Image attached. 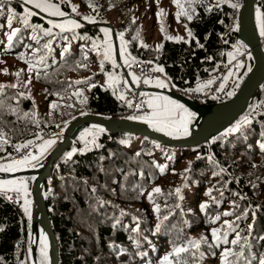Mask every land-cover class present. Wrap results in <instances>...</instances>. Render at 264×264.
Here are the masks:
<instances>
[{
    "label": "trees",
    "instance_id": "1",
    "mask_svg": "<svg viewBox=\"0 0 264 264\" xmlns=\"http://www.w3.org/2000/svg\"><path fill=\"white\" fill-rule=\"evenodd\" d=\"M49 2L78 18L100 12V6L111 2L113 11L121 14L125 35L111 29L128 58L161 67L182 89L216 74L232 44L245 47L233 30L243 0L173 1L177 12L169 18L186 22L193 39L185 43L159 38L153 47L144 44L141 18L146 10L150 15L155 12V0ZM144 3L150 4L141 17L136 16ZM30 8L5 0L0 15V63L5 76L0 83L4 86L0 133L11 143L0 150V162L18 141L56 128L48 118L52 120L50 104L58 97L80 98L91 115L117 118L129 110L119 97L118 83L115 87L108 83L109 75L119 76L118 65L98 56L104 25L82 22L78 28L61 30L35 11L25 24V9ZM263 8L264 0H257L255 10ZM159 14L158 20L165 24L168 13ZM13 30H18L17 35L9 44ZM259 38L264 50V34ZM93 47L98 64L90 73V56L85 53ZM7 59L21 61L24 69L32 66L36 83L48 94L44 106L34 93L20 89L18 77L4 66ZM249 62L252 67L251 58ZM84 74L88 75L78 78ZM246 77L232 84L228 93L234 96ZM229 99L227 95L225 100ZM246 118L238 131L196 147L173 148L146 137L107 131L83 141L75 139L54 162L41 188L56 237L58 264H164L165 257L167 264H260L264 260V82L225 130ZM27 182L30 190L34 181ZM202 204L207 205L203 210ZM132 206L137 210L129 212ZM26 223L25 212L0 196V264H27L22 249ZM213 230L219 240L213 238ZM176 249L185 251L177 254ZM231 253H239L240 258Z\"/></svg>",
    "mask_w": 264,
    "mask_h": 264
},
{
    "label": "rangeland",
    "instance_id": "2",
    "mask_svg": "<svg viewBox=\"0 0 264 264\" xmlns=\"http://www.w3.org/2000/svg\"><path fill=\"white\" fill-rule=\"evenodd\" d=\"M16 1H19L22 4H24L22 2V0H16ZM70 1L77 2V0H70ZM84 1L86 2V0H84ZM173 1L174 0H155V2H153V3H156L157 8H156L155 12H152L151 15L149 14V11L146 10V8L148 7V5L150 3L149 4L144 3L143 8L138 13H137V9H136V16H138V17H141V14L146 10L145 16L143 18H141V24L143 27L144 42H145L144 44H147V47H153L152 45H157V43L162 38H164V40L168 39V40H174V41L185 42V43H189L193 39V35L190 32V30L188 29L186 22L184 23L183 21H177V19L173 20V18H169V16H172V14L174 17L176 15V12H177L174 8ZM176 3H181V2H180V0H176ZM158 8H159V10H158ZM99 10H100V12H94V14H92L91 16H86V17L91 18V22H89L88 19H85L86 17L78 18V17H75V16L70 15V14H65L64 11H62L64 13L63 17L50 16L47 13L41 12L39 9H35L33 7L30 8L29 11H31V12L35 11V12L42 13V15H45L48 19H50V21L53 24H56V25H58V24H65L66 25L68 21H74L79 25L82 24V22L89 23V24L101 23V25H104L103 26L104 28H102V33L105 37V40L102 44H100V43L97 44L98 45V51H99L98 56L100 58H104V59L109 60L113 64V66L117 67L118 62H117L116 46H115V42H114V39L112 36V29L114 28L116 30V32H118V34H120V35H125L124 34L125 28L121 25V23L123 22V19L121 18L120 12L115 13L113 11L111 2H108L107 7L105 6V4H103L102 6L99 7ZM159 12H161V13L167 12L168 13V18H166L165 24L158 20V13ZM259 17L261 19H259ZM105 20L107 22H109V24ZM100 21H102V22H100ZM255 24H256L257 31H258L259 35L262 36L264 34V30H263L264 14L259 12L258 9H256V12H255ZM120 26L122 27V30H118V28H120ZM66 29H70V26L67 27ZM162 29H163V31H162ZM162 32H163V34H162ZM189 32L191 33V36H189ZM106 33H107V35H106ZM115 39H116V42L118 45V56L122 62H125L128 60V56H127L125 46L123 45V42L121 41V39L119 38L118 35H117V38L115 37ZM155 47H157V46H155ZM26 51H28V50H26ZM106 53H107V56L105 55ZM237 53H240L242 55H247L249 53V51H248L246 46L243 47L238 43H234V44H232V47L229 50V56L233 59L235 54H237ZM85 54L87 56H90V61H89V65H90V69H91L90 73H93L94 71L97 70V64H98L96 56L94 55L95 54L94 47L88 48V50ZM4 66H9L11 68L10 69V75L18 77L20 89H26L27 91L34 93L38 97L40 102H42L43 106L46 104V99H47L48 94L46 92H43V90L39 86V84L36 83V79H35L34 74H32L29 69H24L21 61H18L17 59H15V60L7 59V64H5ZM236 66L239 68V72L236 75V82L239 84L242 82V79L244 78V76L248 75L250 73L252 67L250 66V62H248V64L246 65V68L244 70H242V64L239 63V61L236 62ZM2 67H3V64L0 63V83H3V81L5 80V76H3L2 71H1ZM17 73H19V75H16ZM87 75L88 74H84L78 78L83 79ZM70 77H73V75H70ZM74 77H76V76H74ZM212 77H213V75H211L209 77V79H211ZM119 80H120V78H119L118 74L108 76V83L110 84V86L113 85L115 87V85L118 83ZM165 88L172 90V88H170L169 86H165ZM231 93H232L231 97H233V92H231ZM152 95L153 96H159V97H162L164 99H169L173 102V104L179 105V103H180L178 100H176L172 97H169L167 95H159V94H154V93ZM181 95L184 97H187V95H184V94H181ZM67 98H69V97H67ZM188 98H190V97L188 96ZM224 101H226V100H224ZM50 108H51V114L49 115V117L52 118V120L48 118V122L55 124L56 127H62V128H64V130L66 129L69 122L71 123L74 119H76L78 117H83L85 115H89V113L85 111V107H84L82 101L80 100V98H77L76 96L75 97L73 96L70 99H66V100H63L62 98L58 97L55 102L50 104ZM147 117H149V116L139 117L137 119V121H139L140 123H142L144 125H147V124L148 125H154L155 121H149L146 119ZM181 117H183V119H184L183 112H180L179 110H177V120H179ZM199 119H200L199 117L193 116V125H192L191 121L190 122L188 120L185 121L186 122V128H187L186 134L184 133L183 129H181L179 131L173 130V134H175L177 137L187 136L190 133V131L193 128H195L196 125H198ZM188 124H189V127L187 126ZM236 125L237 124H235V126ZM95 132H97V129L81 131L77 135V137H79V139H81V140H85V139L89 138L91 134H94ZM227 132H228V130L223 132L224 138L226 137ZM52 139L53 138H51V140ZM213 139L217 140L216 138H213ZM9 140H10V138L5 137L4 134L0 133V150L3 149L6 145L11 144L9 142ZM59 140L60 139L58 138V140L56 142H58ZM17 143H19L18 145H16V146H19V148H18L19 150L14 152V157L22 159L24 157V155L29 152V150H27V146L23 143H20V141H18ZM194 147H196V146H194ZM186 160L187 159H184L182 161L179 168L182 167L183 162H185ZM7 161H8V159L3 160V163L0 166H4L7 163ZM12 161H13V159H12ZM18 170H19V168H18ZM0 173H5V171H0ZM28 179H31V181H35V177L21 176L18 178H11L10 181L15 182V183H12L13 191L21 192V190L19 189L20 181H23L24 185H26ZM7 181H9V180L0 179V184H4L3 182H7ZM26 189H27V187H26ZM24 193H26L28 195V200H30L32 198L31 189L27 192L24 191ZM26 207H27L26 205H23V204L21 205V209L23 210V212H25ZM136 210H137V207L132 206L131 209H129L128 211L134 212ZM40 245L41 246L37 250V256H38V258H40L41 264H47L49 262L48 258H50V253L49 254L47 253V251L44 249V247L42 246L41 243H40ZM23 250L26 251L27 250L26 247H24ZM33 258H35V256H33ZM37 259H36V261H37ZM36 261H35V263H36Z\"/></svg>",
    "mask_w": 264,
    "mask_h": 264
},
{
    "label": "water",
    "instance_id": "3",
    "mask_svg": "<svg viewBox=\"0 0 264 264\" xmlns=\"http://www.w3.org/2000/svg\"><path fill=\"white\" fill-rule=\"evenodd\" d=\"M257 0H243L241 9L238 14V40L241 41L251 51L253 66L247 78L243 82L239 91L228 101L221 104L196 105L186 99L184 102L200 117L197 128L191 132L188 137L174 139L164 134L146 128L140 122L123 121L119 118L102 117L98 115H85L74 119L67 127L64 137L59 145L51 151L47 159L33 169L13 173L7 178H18L20 176H34L36 181L33 185V199L36 208L33 215L34 221V250L39 242L40 233L46 237L50 246L49 264H58V248L56 237L49 224L44 200L41 193V186L50 175V170L54 162L67 150L71 142L76 138L81 130L94 128L98 126L109 133H130L146 137L156 141L164 146L173 148H186L201 145L204 142L216 137L223 136L224 129L231 125L247 108L250 100L256 90L264 82V50L258 36L255 24V4ZM112 36L116 46L118 57V45L115 35ZM221 122V127L215 128L216 124ZM117 123L118 126L114 124ZM39 210V211H37Z\"/></svg>",
    "mask_w": 264,
    "mask_h": 264
},
{
    "label": "snow or ice",
    "instance_id": "4",
    "mask_svg": "<svg viewBox=\"0 0 264 264\" xmlns=\"http://www.w3.org/2000/svg\"><path fill=\"white\" fill-rule=\"evenodd\" d=\"M4 2H5V0H0V15L3 14V3ZM22 2L25 5L31 4L33 8L39 9L41 12H45L50 16H59V17L64 16V13L62 11H60L59 8L55 4L50 3L49 0H22ZM175 2H176V0H174V3ZM232 6L238 7V5H235V4ZM177 7H180V5L177 4ZM8 12L12 13L14 15L13 10L11 8L8 9ZM31 15H33V13L31 11H29L28 9H25V19H24L25 24L27 23V16H31ZM158 15H160V14L158 13ZM85 19H88L89 22H91V18L86 17ZM189 19H191V16H189ZM69 26L72 28L80 27V25L74 21H68L66 25L65 24L55 25V27H58L61 30H65ZM9 27H11V19L9 20ZM17 31L18 30H13L11 32V34L8 36L9 44H11L13 38L16 37ZM162 31H163V29H162ZM48 34L49 35L51 34L50 30H49ZM106 35H107V33H106ZM189 36H191L190 32H189ZM45 47H48V45H45ZM65 51H67V49ZM105 55L107 56V53ZM125 63H128V61H125ZM31 67L32 66L29 64L30 70H31ZM159 70L163 71V69H159ZM16 75H19V73H17ZM133 79L135 80V77H133ZM157 83L161 87L164 86L163 83L160 81H157ZM2 87H4V86H0V88H2ZM12 87H15V85H12ZM228 95L231 96L232 93L229 92ZM157 99H159V98H157ZM149 107L153 108V113L151 116L147 117L146 119L149 121H155V124L153 126L155 127V129L157 131L165 132L166 134H173V130L179 131V130L183 129L184 133L186 134L187 128H186L185 120L183 119V117H181L179 120H177V110H179L180 112L186 111L182 108L181 105L173 104V102H171V101H165L163 104L149 102ZM188 118L189 119L191 118V114H188ZM247 122L248 121L246 118L244 121L240 122V124H238L236 127L230 128L228 130V132L231 133V132L238 131V129L243 124H245ZM103 131H104L103 128L97 129V132H103ZM45 143H46V146H51L55 143V141L54 140H48ZM17 150H19V149H17ZM69 158H71V154H69ZM35 159H37V157H35V156H32L30 158V160H35ZM30 160L29 159H23V160H21L20 164H8L7 166H0V171H12L14 169H18V168L22 167L25 163H30ZM161 171H163V169H161ZM3 183H15V182H3ZM23 186H24V182L20 181V187L23 188ZM25 191H26V189H25ZM154 192L159 193L160 189L156 188V189H154ZM176 192H177V194H179L180 189L177 188ZM149 198L151 199V194H149ZM28 203H29V201L26 200L25 204L27 205ZM200 207L203 210L204 208L207 207V205L202 204ZM28 211L29 210L26 207L25 212L28 213ZM225 215H230V213H225ZM165 219H167V217H165ZM157 227L159 228V225H157ZM212 236L215 240L220 239V237L217 236L216 230H213ZM262 239H264V238H262ZM232 243L237 244L238 241L233 240ZM196 247L198 248L199 245L196 244ZM175 251L178 254L180 252L185 251V249H176ZM231 254L235 255L237 259L240 258L239 253H231ZM224 255H225V257H227L229 255V253L226 252ZM167 260H168V258L165 257L164 258V264H167ZM260 264H264V260H261Z\"/></svg>",
    "mask_w": 264,
    "mask_h": 264
},
{
    "label": "built area",
    "instance_id": "5",
    "mask_svg": "<svg viewBox=\"0 0 264 264\" xmlns=\"http://www.w3.org/2000/svg\"><path fill=\"white\" fill-rule=\"evenodd\" d=\"M238 60L242 63L246 61L245 56H240ZM129 72L137 76V83L133 84L129 89V97L133 101L131 113L126 116L125 120H132L134 118H138L139 116H143L147 113L146 109V99L144 97L143 92L146 91L150 86L144 82L145 79H154V78H163L162 72L158 69L152 68L144 62L136 61L129 69ZM236 71L235 61L227 62L221 75L210 82L209 84L201 87L198 90H193L189 92L179 91L180 94L188 95L195 103H201L204 101H209L211 99H221L224 97L226 93L227 86L233 79V74ZM159 90V87L155 88ZM59 131L55 133L46 134L45 138L53 134H58ZM43 143V138H39L37 140L32 141L29 144H26L27 150L29 152L21 158H15L14 152L17 149L12 150L7 156H5L3 160L8 159L6 164H18L23 159H29L33 154L37 153L38 150L41 149ZM13 159V161H12ZM0 196L7 197V199L11 202V204L17 205V199L15 194H6L5 192L0 191Z\"/></svg>",
    "mask_w": 264,
    "mask_h": 264
},
{
    "label": "bare ground",
    "instance_id": "6",
    "mask_svg": "<svg viewBox=\"0 0 264 264\" xmlns=\"http://www.w3.org/2000/svg\"><path fill=\"white\" fill-rule=\"evenodd\" d=\"M184 116H186V114H184ZM115 126H118L117 123L114 124ZM220 128L221 127V122H218L215 126V128ZM99 128V127H98ZM97 128V129H98ZM39 211V210H37ZM35 234V230H34V227L32 226V237L34 236ZM40 243L42 244V246L44 247V249L47 251V253L49 254L50 253V246H49V242L47 241V239L43 236V234H41V237H40ZM36 247H38L36 245Z\"/></svg>",
    "mask_w": 264,
    "mask_h": 264
},
{
    "label": "crops",
    "instance_id": "7",
    "mask_svg": "<svg viewBox=\"0 0 264 264\" xmlns=\"http://www.w3.org/2000/svg\"><path fill=\"white\" fill-rule=\"evenodd\" d=\"M157 98H159V99H157ZM165 101H167V100L162 99V98H160L159 96H152V97L150 98V102H153V103H160V104H163ZM150 109H151V115H152V113H153V108L150 107ZM31 236H32V229H31Z\"/></svg>",
    "mask_w": 264,
    "mask_h": 264
}]
</instances>
